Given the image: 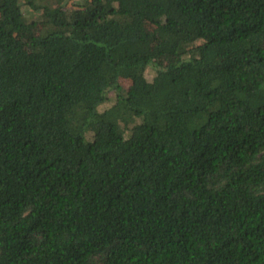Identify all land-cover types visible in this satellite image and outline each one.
<instances>
[{"label": "trees", "instance_id": "trees-1", "mask_svg": "<svg viewBox=\"0 0 264 264\" xmlns=\"http://www.w3.org/2000/svg\"><path fill=\"white\" fill-rule=\"evenodd\" d=\"M0 264H264V0H0Z\"/></svg>", "mask_w": 264, "mask_h": 264}, {"label": "rangeland", "instance_id": "rangeland-1", "mask_svg": "<svg viewBox=\"0 0 264 264\" xmlns=\"http://www.w3.org/2000/svg\"><path fill=\"white\" fill-rule=\"evenodd\" d=\"M27 16L30 17V18L36 17V15L33 14V13L32 14L27 13ZM23 40H24V42L26 44H29V42H30V38H28V37L23 38ZM155 75H156V68L154 66L148 67L147 70H146V73H145V76H146L147 80L148 81H152L153 78L155 77ZM118 83L124 89H128L130 84H131L130 80L124 79V78L119 79ZM114 98H115V90H111L109 92V94H108V100L103 105H101L99 107V109L102 111V110L108 108L113 103Z\"/></svg>", "mask_w": 264, "mask_h": 264}]
</instances>
